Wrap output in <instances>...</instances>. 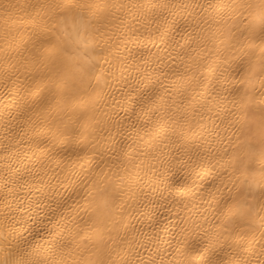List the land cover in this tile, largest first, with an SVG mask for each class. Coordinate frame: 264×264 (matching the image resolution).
<instances>
[{"label": "bare ground", "instance_id": "bare-ground-1", "mask_svg": "<svg viewBox=\"0 0 264 264\" xmlns=\"http://www.w3.org/2000/svg\"><path fill=\"white\" fill-rule=\"evenodd\" d=\"M0 264H264V0H0Z\"/></svg>", "mask_w": 264, "mask_h": 264}]
</instances>
